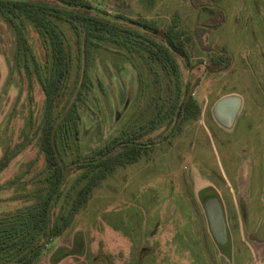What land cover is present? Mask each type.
I'll use <instances>...</instances> for the list:
<instances>
[{
    "label": "rangeland",
    "instance_id": "374dc122",
    "mask_svg": "<svg viewBox=\"0 0 264 264\" xmlns=\"http://www.w3.org/2000/svg\"><path fill=\"white\" fill-rule=\"evenodd\" d=\"M90 1L110 15L146 20L164 30L176 22L186 31L193 42L186 45L190 59L177 60L202 113L138 163L105 179L73 226L34 264H264V0ZM217 24V30L209 27ZM208 51L228 52L229 69L219 75L207 71ZM12 53L11 32L0 23V160L8 145L19 142L30 114H41L43 103L38 86L30 96L27 81L10 75ZM90 81L83 130L85 141L96 147L139 116L138 79L125 56L98 48ZM226 93L243 101L230 129L213 115ZM169 132L167 126L150 137H169ZM96 133L102 139L92 144ZM35 157L29 148L14 158L0 174V187ZM74 186L72 179L67 190ZM211 192L221 199L231 233L232 244L223 248L227 255L208 233L203 200ZM14 195L0 190V215L22 206ZM197 241L214 249L215 260Z\"/></svg>",
    "mask_w": 264,
    "mask_h": 264
},
{
    "label": "trees",
    "instance_id": "16d2710c",
    "mask_svg": "<svg viewBox=\"0 0 264 264\" xmlns=\"http://www.w3.org/2000/svg\"><path fill=\"white\" fill-rule=\"evenodd\" d=\"M0 23L13 39L10 75L27 81L30 96L38 86L43 97L41 114H30L19 142L8 145L0 160L1 174L25 150L36 152L21 174L0 187L13 190L14 200L22 204L0 215V264H34L73 226L105 179L138 163L155 146L181 132L188 121L198 120L202 107L191 81L183 80L177 59L185 60L166 40L187 60L186 45L193 42L176 22L160 29L146 20L110 15L90 0H0ZM98 48L125 56L136 70L139 116L93 147L85 141L82 114ZM206 54L210 56L207 71L219 75L231 66L228 52ZM29 100L33 102L32 97ZM167 126L169 137H150ZM101 135L96 133L92 144H98ZM72 179L75 186L67 190ZM215 196L212 193L203 202ZM188 198L193 201L192 194ZM240 210L245 216L242 204Z\"/></svg>",
    "mask_w": 264,
    "mask_h": 264
},
{
    "label": "water",
    "instance_id": "95a60500",
    "mask_svg": "<svg viewBox=\"0 0 264 264\" xmlns=\"http://www.w3.org/2000/svg\"><path fill=\"white\" fill-rule=\"evenodd\" d=\"M171 50L182 58H186L185 54L181 53L176 46L166 40ZM242 108V99L237 96H226L218 100L213 108V115L216 121L223 127L232 128L239 116ZM204 211L208 226L215 242L224 247L228 244V229L226 224L225 212L218 196L211 197L204 202Z\"/></svg>",
    "mask_w": 264,
    "mask_h": 264
},
{
    "label": "crops",
    "instance_id": "0c3cea01",
    "mask_svg": "<svg viewBox=\"0 0 264 264\" xmlns=\"http://www.w3.org/2000/svg\"><path fill=\"white\" fill-rule=\"evenodd\" d=\"M258 67V66H257ZM261 93H263L262 94V96H264V92L262 91ZM261 95V94H260ZM226 96H237V95H233V93H226V94H223L221 97H219V99L218 100H220V99H222L223 97H226ZM237 97H239V96H237ZM241 98V97H240ZM217 100V101H218ZM216 104V103H215ZM242 104H243V101H242ZM241 110H242V108H241ZM241 112V111H240ZM240 114V113H239ZM260 118H262V120H263V122H264V115H261L260 116ZM249 121H254V119H252L251 118V120H249ZM187 228V234H190V236H191V234H193L194 232H193V230H192V228H190V227H186ZM227 229H228V227H227ZM191 230V231H190ZM197 233H202L201 231H197ZM208 233L210 234V236L212 237V240H213V242L215 243V245L216 246H218L219 248H220V250L222 251V253H223V255H227L226 253H225V251H224V247H221V246H219L216 242H215V240H214V238H213V236H212V234H211V231H210V228H209V226H208ZM228 239H229V241H228V244L229 245H231L232 244V240H231V233H230V231H229V229H228ZM203 243H204V241H203ZM203 243L200 241L199 243H198V241H197V246L198 247H202V249H204L205 250V248H203ZM208 244H210V242H208ZM211 250V252H210V250ZM230 249H231V247H230ZM229 249V250H230ZM212 250H214L213 248H211V246L209 245V248L207 247L206 248V253H208V255H207V257L209 256V259H210V257H212V259H214V257H215V255H214V251L212 252ZM228 253V252H227ZM212 254V255H211ZM222 255V254H221ZM244 255V254H243ZM243 259H245L244 257H243ZM215 260V259H214ZM210 262V261H209ZM212 263V262H211Z\"/></svg>",
    "mask_w": 264,
    "mask_h": 264
},
{
    "label": "flooded vegetation",
    "instance_id": "af4514ba",
    "mask_svg": "<svg viewBox=\"0 0 264 264\" xmlns=\"http://www.w3.org/2000/svg\"><path fill=\"white\" fill-rule=\"evenodd\" d=\"M182 59H184L185 61L187 60L186 58H182ZM210 194H212V192H211ZM210 194H208V196H209ZM206 196H207V195H206Z\"/></svg>",
    "mask_w": 264,
    "mask_h": 264
}]
</instances>
